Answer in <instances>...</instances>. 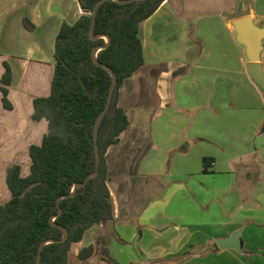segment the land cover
<instances>
[{
	"label": "crops",
	"instance_id": "1",
	"mask_svg": "<svg viewBox=\"0 0 264 264\" xmlns=\"http://www.w3.org/2000/svg\"><path fill=\"white\" fill-rule=\"evenodd\" d=\"M81 14L77 0H0V204L7 169L26 177L47 132L33 101L50 95L61 24ZM243 16L264 27V0H164L140 23L144 64L117 96L128 125L104 154L113 233L89 228L68 264H264V93L231 25ZM236 232L240 252L217 248Z\"/></svg>",
	"mask_w": 264,
	"mask_h": 264
},
{
	"label": "trees",
	"instance_id": "2",
	"mask_svg": "<svg viewBox=\"0 0 264 264\" xmlns=\"http://www.w3.org/2000/svg\"><path fill=\"white\" fill-rule=\"evenodd\" d=\"M77 1L82 14L73 23L63 22L55 37L50 95L33 101L32 118L45 119L47 132L40 145L29 148L26 177L20 176L17 165L6 172L11 198L0 204V264H35L42 243L38 264H68L70 247L92 226L112 220L104 154L128 125L117 105L118 89L143 66L139 25L164 0H102L98 5L101 0ZM23 25L33 29L27 19ZM103 66L116 81L108 110L96 127L112 84ZM11 80L4 63L0 91L6 110L12 108L7 99ZM95 127L99 163L91 176L96 170ZM207 162L203 160L205 166ZM92 252L93 247H86L78 257L86 259Z\"/></svg>",
	"mask_w": 264,
	"mask_h": 264
},
{
	"label": "water",
	"instance_id": "3",
	"mask_svg": "<svg viewBox=\"0 0 264 264\" xmlns=\"http://www.w3.org/2000/svg\"><path fill=\"white\" fill-rule=\"evenodd\" d=\"M101 2H102V0L99 1L97 3V5ZM94 21H95V12H93V14H92L91 29L94 26ZM231 25L235 31L237 43L242 45L244 47V50H245L246 59L248 61L247 65H246V73H247L248 77L258 87V89L262 93H264V70H262V66L260 64V55H261L262 50H264V43H262V42H264V27L257 26L249 16H243V17L233 19L231 21ZM105 38H106V42L108 43V40H109L108 37L105 36ZM93 60L95 63H97L96 57H95V52L93 53ZM103 68L106 69L111 74L112 84H111V87H110L109 92H108V96L106 99L104 109H103L102 113L100 114V116L96 120V127L99 124V121H100L102 115L105 114L106 111L108 110V107L110 105L112 95H113L114 84L116 81V78H115L114 74L112 73V71L105 66H103ZM96 127H95L94 133H93V148H94V154L96 157V164H95L96 170L91 176L96 175L97 167H98V163H99V150H98V144H97ZM260 131H261V133H264V123H262ZM88 178L89 177L86 178L84 183H86ZM108 232H109V234L107 235V239H108L109 235L111 233H113V221L112 220H110L108 222ZM64 234L65 235H64L62 240H64V238L66 237V234H67L66 230H64ZM43 244L44 243L41 244L40 250H41V247L43 246ZM215 244H216L217 248L220 250L234 249L237 252H240L241 241L239 239V232L234 233L231 237H229L227 239L216 240ZM40 250H39L38 258H37V261L35 264H38V262L40 260V256H41Z\"/></svg>",
	"mask_w": 264,
	"mask_h": 264
},
{
	"label": "rangeland",
	"instance_id": "4",
	"mask_svg": "<svg viewBox=\"0 0 264 264\" xmlns=\"http://www.w3.org/2000/svg\"><path fill=\"white\" fill-rule=\"evenodd\" d=\"M106 40V38H104Z\"/></svg>",
	"mask_w": 264,
	"mask_h": 264
}]
</instances>
